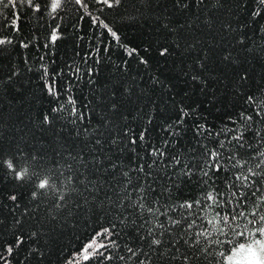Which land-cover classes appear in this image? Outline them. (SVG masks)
Masks as SVG:
<instances>
[{"label":"trees","instance_id":"1","mask_svg":"<svg viewBox=\"0 0 264 264\" xmlns=\"http://www.w3.org/2000/svg\"><path fill=\"white\" fill-rule=\"evenodd\" d=\"M34 2L39 12L21 0L15 7L0 6V39L12 41L0 45V153L5 158L17 155L21 162L19 153L42 155L49 167L53 161H59V167L52 170L56 189L41 201L32 199L31 182L0 168V248L14 243L17 235L25 238L10 258L12 264H68L97 232L112 225L120 233L113 239L121 245L111 249L112 255H126L123 245L136 237L131 220L149 219L146 211L140 216L128 207L138 198L132 191L138 185H143L148 205L156 199L160 212L177 219L183 213L188 217L184 226L195 221L185 239H195V233L205 229L211 233L193 246L192 264H245L246 253L237 252L245 238L228 229L227 235L212 231L207 221L225 209L208 207L206 196L226 191V182L238 171L227 163V156L239 151L247 159L264 136V122L243 127L240 120L241 113L259 120L254 113L264 109V15H251L256 0H223V7L221 0H205L203 5L186 0L187 9L174 0H123L113 9L96 0H86L87 8L62 0L56 12L51 0ZM94 17L109 24L118 40ZM54 30L59 38L53 42ZM196 39L212 47L207 58L204 44L188 47ZM164 48L169 51L161 56ZM198 57L206 60V67L198 66ZM50 84L55 95H49ZM249 96L255 98L251 103ZM45 115L50 123L43 122ZM198 125L203 128L198 130ZM144 129L145 140L139 141ZM233 129L244 132L252 149L228 143L238 134ZM153 148L165 156L150 155ZM212 150L221 153L220 172L208 167L214 163ZM80 155L82 160L72 159ZM189 169V175L181 174ZM106 192L111 199L105 198ZM12 195L16 201L9 198ZM60 195L66 206L57 208ZM121 197L125 206L117 207ZM197 200L201 204L190 210L179 207ZM253 200L250 197L247 211L253 209ZM159 220L166 223L164 216ZM237 223L236 230L242 231L246 221ZM32 232L37 235L31 237ZM181 247L184 250L183 241ZM109 264L125 262L115 259Z\"/></svg>","mask_w":264,"mask_h":264},{"label":"snow or ice","instance_id":"2","mask_svg":"<svg viewBox=\"0 0 264 264\" xmlns=\"http://www.w3.org/2000/svg\"><path fill=\"white\" fill-rule=\"evenodd\" d=\"M27 3L32 6L35 11L39 12L40 5L35 3L34 0H21V3ZM97 3L104 5L108 9L118 8L122 5L123 0H96ZM194 4L198 3L203 5L205 0H192ZM74 3L80 5L83 8H87L88 5L86 0H74ZM174 4L180 8L187 9L189 4L186 0H174ZM9 5L12 7L16 6V0H0V6L7 8ZM62 6V0H51V10L56 12ZM224 6L223 0H221L220 7ZM251 15L253 17L264 15V0H256V8L252 11ZM94 22L98 23L99 26L104 28L108 34L114 39L118 40V34L109 24L100 20L99 17L93 18ZM15 23V22H14ZM18 30V29H17ZM57 32L54 30L51 33V41H56L58 39ZM179 39L177 38V47L180 46ZM12 41L10 39H0V45L10 44ZM204 44L202 48L203 55L207 58L209 53L213 51L212 47L208 43L196 39L194 43L189 42L188 47L196 48ZM27 46V45H25ZM136 49H132V52H136ZM168 48L161 50L160 55L164 56L168 53ZM131 55V52L129 53ZM229 56H224V61H229ZM141 63H147L141 57ZM196 63L200 68L206 67V60L197 58ZM15 75V73H13ZM11 76L8 77L11 80ZM193 80L198 79L196 75H193ZM49 95H55L53 85H48ZM253 96L247 97L249 103L254 101ZM116 106L113 105V108ZM54 111H56L54 109ZM75 111V109H74ZM255 119L252 114L241 113L240 120L243 122V127H250L249 122L257 123L264 122V109L261 111H255ZM83 120V115L80 116ZM183 116L181 117V120ZM44 123H50L48 115L43 117ZM179 123V121L177 122ZM198 130L202 129L203 126L198 125ZM85 132L88 131L87 128L84 129ZM232 131H238L233 129ZM147 129H144L139 134V141L145 140V133ZM127 134V130L126 133ZM259 135V133H257ZM235 141V148L237 149H252L251 143H246L244 132L242 130L238 131V134L233 135L228 141L229 144ZM116 139H113V143H116ZM260 147L251 152L247 159L239 151H233L227 156V163L232 169L238 171L233 173V176L229 178V182H226V191L216 192L213 194L209 192L206 196V200L211 203L208 207L223 208V214L221 212H216L215 215L207 221L209 225L212 226V231H217L221 235H227L224 229H228L233 236L244 237L246 242L239 245L237 252L246 253L245 264H264V136L260 137L257 141ZM95 143L99 145L101 143L100 139L97 138ZM131 144L137 143L136 137L130 138ZM167 143V142H165ZM220 147H224V142L220 143ZM95 151V149H93ZM150 155L163 158L165 153L160 149L153 148ZM19 156L23 157L21 160L17 155H12L9 158H5L3 153H0V168H6L9 172L14 174L15 178L19 181H24L27 179L32 183L33 190L31 192V197L34 201H41L43 197H46L49 192L56 189L55 177L52 174L54 168L59 167V161L51 162V167L45 161L42 155L37 154H24L19 153ZM221 153L218 150H212L209 153V157L214 163L209 164L208 167L215 172H220L224 169V163L220 160ZM77 158L83 159V156L73 157V160ZM172 161L175 164H180V160L177 157H172ZM254 162V163H253ZM156 161H153L155 164ZM170 166V165H166ZM115 167V165H113ZM72 165L68 164V170L71 171ZM140 172L144 171V166L140 165ZM203 171V170H202ZM191 170H187L181 174L189 175ZM62 175V173H61ZM123 176L127 177L128 173H122ZM150 175V173L148 174ZM209 173L203 171V176L208 177ZM73 177L69 175L67 177V182L71 183ZM131 184L129 180L124 187V192H128V185ZM101 189H98L99 191ZM72 191H76L75 188ZM89 195H92L90 189H86ZM133 192L138 194V198L135 201H129L128 207L136 210L138 215L143 216L146 211L149 214V219L142 220L137 223L135 219L131 220V224L134 226L133 231L136 233V237L132 243H125L123 249L126 251V255L122 254L118 257L112 255L111 249H120L121 245L113 236H118L120 233L114 231L115 225L111 228H104L102 231L97 232L86 244L82 246L80 251L76 254V258L69 261L68 264H81V262H88L96 260L98 264H109V262L118 259L125 264H192L195 254L192 252L194 245H199L201 236H211V233L206 229L201 232L195 233V239H185L186 235H189V230L193 227L195 221H191L186 226H184V221L188 219L181 213V219H177L167 212H160L159 207L156 205L159 203L158 200L154 199L152 205L145 203L147 196L144 193L143 185H138L132 189ZM259 194V195H258ZM250 197H254L255 200L251 201L253 204V209L247 211V206L250 202ZM12 201H16L17 197L12 195L9 197ZM106 199H111L107 192L105 193ZM124 197L119 199L117 207H124ZM201 204V201L197 200L195 202L184 201L179 205L181 209L190 210L195 205ZM57 208H62L66 206L65 196L60 195L55 204ZM159 213V215H156ZM191 213H189L190 215ZM159 216H164L166 218V223L159 220ZM251 219H248V217ZM153 218L155 222H153ZM126 219V218H125ZM245 220L244 228L242 231H237L240 225L237 223L240 220ZM121 224L125 223L122 219ZM18 226L21 225V221L18 219L15 222ZM252 225L253 228L249 229L248 225ZM219 226V227H218ZM254 229V231H253ZM37 234L35 232L31 233V237H35ZM259 236L260 238H255ZM251 238V239H249ZM132 239V238H130ZM191 240V242H190ZM138 241V242H137ZM181 241H183L184 250L181 247ZM25 242L23 235H17L15 241L12 244H5L0 248V264H12V259L15 256L16 249L20 248ZM206 251V249L204 250ZM232 258L229 257V260ZM23 264V262H21Z\"/></svg>","mask_w":264,"mask_h":264}]
</instances>
